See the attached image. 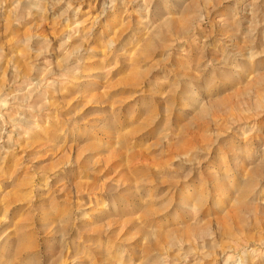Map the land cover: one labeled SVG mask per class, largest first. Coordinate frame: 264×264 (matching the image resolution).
Wrapping results in <instances>:
<instances>
[{"label": "rangeland", "instance_id": "obj_1", "mask_svg": "<svg viewBox=\"0 0 264 264\" xmlns=\"http://www.w3.org/2000/svg\"><path fill=\"white\" fill-rule=\"evenodd\" d=\"M0 264H264V0H0Z\"/></svg>", "mask_w": 264, "mask_h": 264}]
</instances>
